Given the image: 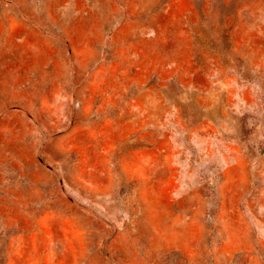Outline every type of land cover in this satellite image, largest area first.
Wrapping results in <instances>:
<instances>
[{
  "label": "rangeland",
  "instance_id": "374dc122",
  "mask_svg": "<svg viewBox=\"0 0 264 264\" xmlns=\"http://www.w3.org/2000/svg\"><path fill=\"white\" fill-rule=\"evenodd\" d=\"M0 264H264V0H0Z\"/></svg>",
  "mask_w": 264,
  "mask_h": 264
}]
</instances>
